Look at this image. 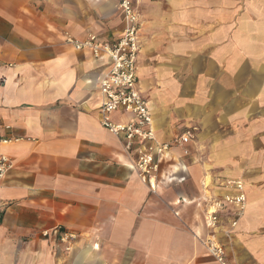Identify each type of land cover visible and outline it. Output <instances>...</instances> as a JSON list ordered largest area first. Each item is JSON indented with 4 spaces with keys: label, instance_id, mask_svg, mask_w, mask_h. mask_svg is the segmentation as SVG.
Listing matches in <instances>:
<instances>
[{
    "label": "crops",
    "instance_id": "obj_1",
    "mask_svg": "<svg viewBox=\"0 0 264 264\" xmlns=\"http://www.w3.org/2000/svg\"><path fill=\"white\" fill-rule=\"evenodd\" d=\"M139 9L138 85L156 136L196 135L166 154L156 191L101 125L110 59L66 41L119 38L120 0H0V138L14 164L0 183V264H218L203 183L222 198V180L239 178L244 215L232 229L226 206L215 232L228 264H264V0Z\"/></svg>",
    "mask_w": 264,
    "mask_h": 264
},
{
    "label": "built area",
    "instance_id": "obj_2",
    "mask_svg": "<svg viewBox=\"0 0 264 264\" xmlns=\"http://www.w3.org/2000/svg\"><path fill=\"white\" fill-rule=\"evenodd\" d=\"M140 3L141 0H120L124 27L119 38L103 42L97 34L90 33L84 40L67 35L66 41L76 50L90 49L97 59H110V68L102 78L100 86L103 96L100 107L101 125L121 138L127 153H135L136 172L156 191L160 186V170L166 154L172 150L174 144L185 146L196 135L193 130H189L175 139L174 143L161 142L156 136L149 102L138 85L142 26ZM115 112L127 113L130 118L126 122H114L111 116ZM10 141V138H0V183L14 166L11 158L1 149L2 144ZM185 153H188L187 149ZM220 186L226 190V194L217 198L206 196L208 186L203 183L206 223L212 229L204 244L218 264H228L226 248L218 240L215 230L221 224V214L226 206L232 208L230 226L232 229L236 228L244 215L248 199L245 183L240 178L222 180ZM58 231L63 242L68 243L77 238L73 232L60 229ZM43 235L48 236L49 231H44Z\"/></svg>",
    "mask_w": 264,
    "mask_h": 264
}]
</instances>
